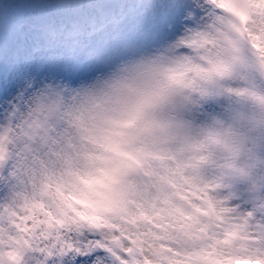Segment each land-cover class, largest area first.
Wrapping results in <instances>:
<instances>
[{
	"label": "clouds",
	"instance_id": "clouds-1",
	"mask_svg": "<svg viewBox=\"0 0 264 264\" xmlns=\"http://www.w3.org/2000/svg\"><path fill=\"white\" fill-rule=\"evenodd\" d=\"M10 264H264V0H0Z\"/></svg>",
	"mask_w": 264,
	"mask_h": 264
},
{
	"label": "snow or ice",
	"instance_id": "snow-or-ice-1",
	"mask_svg": "<svg viewBox=\"0 0 264 264\" xmlns=\"http://www.w3.org/2000/svg\"><path fill=\"white\" fill-rule=\"evenodd\" d=\"M15 258L14 251L5 252L2 248H0V264H10V261Z\"/></svg>",
	"mask_w": 264,
	"mask_h": 264
}]
</instances>
